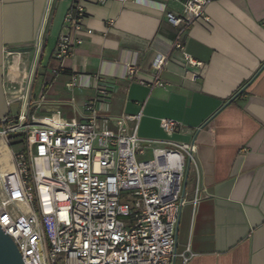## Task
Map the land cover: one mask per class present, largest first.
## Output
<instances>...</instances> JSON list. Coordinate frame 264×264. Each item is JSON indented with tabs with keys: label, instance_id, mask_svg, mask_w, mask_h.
<instances>
[{
	"label": "crops",
	"instance_id": "0c3cea01",
	"mask_svg": "<svg viewBox=\"0 0 264 264\" xmlns=\"http://www.w3.org/2000/svg\"><path fill=\"white\" fill-rule=\"evenodd\" d=\"M48 3L0 0V121L15 116L12 106L27 97L23 85L37 60L32 62L31 49ZM79 3L86 15L83 30L73 36L82 44L57 61L56 46L75 0L54 2L30 113L48 122L60 112L66 121L82 122L85 104L96 95L89 85L94 77L103 78L114 95L98 105L99 131L116 133L117 118L135 115L140 116L137 135L143 140L197 143L176 247L179 254L189 248L193 256L187 263L179 257L176 264H264V0L213 1L206 7V21L185 30L167 20L168 11L182 12L175 0ZM178 43L205 66L195 81L186 79ZM160 56L166 61L158 69L154 63ZM128 65L144 79L158 78L166 88L129 79ZM74 75L78 83L69 90ZM163 119L183 129L168 136ZM4 146L0 138V148ZM152 156L149 148L141 159ZM196 191L199 201L194 205Z\"/></svg>",
	"mask_w": 264,
	"mask_h": 264
},
{
	"label": "built area",
	"instance_id": "2783aa9c",
	"mask_svg": "<svg viewBox=\"0 0 264 264\" xmlns=\"http://www.w3.org/2000/svg\"><path fill=\"white\" fill-rule=\"evenodd\" d=\"M79 1L64 19L57 61L82 44L73 36L83 30L86 15ZM175 1L182 12L168 11L167 20L185 30L206 21V7L216 0ZM54 2L49 0L38 48ZM175 49L183 52L186 79L195 81L205 66L187 55L182 43ZM165 61L160 56L154 65L161 69ZM127 70L131 80L166 88L158 78L141 77L134 65ZM77 83L74 75L67 88L73 90ZM89 87L96 95L85 104L82 122L66 121L60 112L48 122L32 115L29 92L17 101L18 113L0 121V138L13 166L9 171L0 164V226L14 240L24 264H176L179 257L187 263L193 254L189 248L177 252V229L188 203L187 179L196 166V141L143 140L137 135L140 116L135 115L117 118L116 133L99 131L98 105L109 102L114 90L99 76ZM161 127L168 136L183 129L172 119H163ZM149 148L152 158L141 159ZM198 201L196 191L193 204Z\"/></svg>",
	"mask_w": 264,
	"mask_h": 264
},
{
	"label": "water",
	"instance_id": "95a60500",
	"mask_svg": "<svg viewBox=\"0 0 264 264\" xmlns=\"http://www.w3.org/2000/svg\"><path fill=\"white\" fill-rule=\"evenodd\" d=\"M0 264H24L14 240L0 226Z\"/></svg>",
	"mask_w": 264,
	"mask_h": 264
},
{
	"label": "rangeland",
	"instance_id": "374dc122",
	"mask_svg": "<svg viewBox=\"0 0 264 264\" xmlns=\"http://www.w3.org/2000/svg\"><path fill=\"white\" fill-rule=\"evenodd\" d=\"M43 44L44 43H42V45H41V47L40 48H38L37 46L36 47H33L32 49H31V54H33V60H32V62L34 61V60H36V56H37V60H36V73H35V75H34V79H35V77H36V75H37V73H38V71H39V68H40V55H41V48L43 47ZM20 63L19 62H17L16 63V67L19 65ZM30 65H32V63L30 64ZM33 65H34V63H33ZM30 68H31V66H30ZM7 70H8V68H7ZM9 71V70H8ZM10 74V73H9ZM9 74H8V76H9ZM29 75V74H28ZM28 75H26V77H27V83L25 84V82H24V93H27L28 94V92H29V94L31 95V91H32V86H30V84H28V82H29V76ZM33 79V80H34ZM25 80H26V78H25ZM39 84H40V82L39 83H37V85H36V89L38 90V88H39ZM32 85H33V82H32ZM16 87L17 88H19L20 87V85H16ZM31 87V88H30ZM19 104L18 103H15L13 106H12V111L15 113V114H17L18 113V111H19ZM30 109H32V107H30Z\"/></svg>",
	"mask_w": 264,
	"mask_h": 264
},
{
	"label": "bare ground",
	"instance_id": "6f19581e",
	"mask_svg": "<svg viewBox=\"0 0 264 264\" xmlns=\"http://www.w3.org/2000/svg\"><path fill=\"white\" fill-rule=\"evenodd\" d=\"M0 152H1V157H0V163H4L5 165V168H8L9 170H12L13 169V166L11 164V159H10V156H9V152L6 148V146L0 148Z\"/></svg>",
	"mask_w": 264,
	"mask_h": 264
},
{
	"label": "trees",
	"instance_id": "16d2710c",
	"mask_svg": "<svg viewBox=\"0 0 264 264\" xmlns=\"http://www.w3.org/2000/svg\"><path fill=\"white\" fill-rule=\"evenodd\" d=\"M77 2V0H75V3Z\"/></svg>",
	"mask_w": 264,
	"mask_h": 264
}]
</instances>
